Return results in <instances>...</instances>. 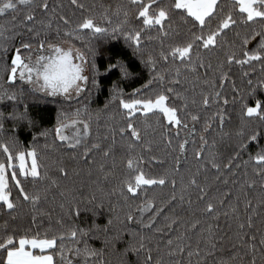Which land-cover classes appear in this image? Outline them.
Listing matches in <instances>:
<instances>
[{
    "label": "snow or ice",
    "instance_id": "1",
    "mask_svg": "<svg viewBox=\"0 0 264 264\" xmlns=\"http://www.w3.org/2000/svg\"><path fill=\"white\" fill-rule=\"evenodd\" d=\"M0 19V264H264V0H0ZM28 97L58 104L51 127Z\"/></svg>",
    "mask_w": 264,
    "mask_h": 264
},
{
    "label": "trees",
    "instance_id": "2",
    "mask_svg": "<svg viewBox=\"0 0 264 264\" xmlns=\"http://www.w3.org/2000/svg\"><path fill=\"white\" fill-rule=\"evenodd\" d=\"M67 0H65V3ZM104 2H109V0H104ZM5 23L4 19H0V24ZM77 46L79 45V42H76ZM116 44V47L111 48L110 52L114 56H119L120 58L124 59L126 62L130 61V70L134 73H141L142 66L139 65V62L131 58L130 50H125L122 41L112 42ZM93 44L96 46V50L98 55L96 56V63L98 67L100 68L101 72H103L104 66L108 63V55H100L99 53L103 50V48L106 46L102 44L99 41H93ZM119 73L118 71H114L111 75H109L106 79L101 80V90L100 91H93L90 98H89V107L93 110L102 108L105 101L109 97V91L108 89L111 87V84L113 81H119ZM147 79V73L143 72L142 77L140 79H132L130 81H124L121 83V87L125 88L126 92H130L132 88L138 87L141 83L144 82V80ZM25 103L29 104V112L30 115L36 119L39 123L40 127H51L55 122V115L58 104L53 103H46L44 101L40 100H33L32 97H28L25 101ZM77 105L72 104L63 105L64 108H70V107H76ZM7 110H10L7 109ZM11 124L6 123V128H10ZM35 131V129L29 130L26 127V124L24 122H20L18 126V138L19 140L26 144L31 140L32 132ZM43 143V141H41ZM159 169L157 168V171ZM59 209H57V212ZM99 223H103V218L98 220ZM95 247H100L101 243L99 241L95 242ZM106 259L110 261V264H119V257L116 255H108L106 256Z\"/></svg>",
    "mask_w": 264,
    "mask_h": 264
}]
</instances>
